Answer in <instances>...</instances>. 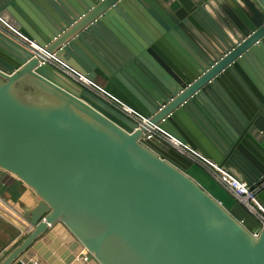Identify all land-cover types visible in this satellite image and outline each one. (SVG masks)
<instances>
[{"label": "water", "instance_id": "water-1", "mask_svg": "<svg viewBox=\"0 0 264 264\" xmlns=\"http://www.w3.org/2000/svg\"><path fill=\"white\" fill-rule=\"evenodd\" d=\"M0 13L264 206V0H0ZM0 171L41 200L0 264H264V224L207 170L1 31Z\"/></svg>", "mask_w": 264, "mask_h": 264}, {"label": "built area", "instance_id": "built-area-1", "mask_svg": "<svg viewBox=\"0 0 264 264\" xmlns=\"http://www.w3.org/2000/svg\"><path fill=\"white\" fill-rule=\"evenodd\" d=\"M0 31L24 44L26 47L30 48L36 56H41L44 62H49L55 65L75 81L103 98L124 114L132 117L138 123L139 127L146 128L147 133L151 136L158 137L167 142L181 154L202 166L264 224V206L258 198L257 190L250 189L245 182L236 178L226 167L220 165L210 157H207L200 150L195 149L188 143L178 139L160 127V125L151 123L148 117L138 113L119 97L109 92L106 89L105 80L101 78L90 79L86 77L56 54L46 51L45 48L40 46L37 42L22 35L15 28L10 17L2 13H0ZM87 254L88 253L85 250L83 254L85 259H87Z\"/></svg>", "mask_w": 264, "mask_h": 264}, {"label": "crops", "instance_id": "crops-1", "mask_svg": "<svg viewBox=\"0 0 264 264\" xmlns=\"http://www.w3.org/2000/svg\"><path fill=\"white\" fill-rule=\"evenodd\" d=\"M40 202L22 181L0 171V256L10 251L20 241L22 233L27 232L28 220L24 213Z\"/></svg>", "mask_w": 264, "mask_h": 264}, {"label": "trees", "instance_id": "trees-1", "mask_svg": "<svg viewBox=\"0 0 264 264\" xmlns=\"http://www.w3.org/2000/svg\"><path fill=\"white\" fill-rule=\"evenodd\" d=\"M18 232H19V230H18Z\"/></svg>", "mask_w": 264, "mask_h": 264}]
</instances>
